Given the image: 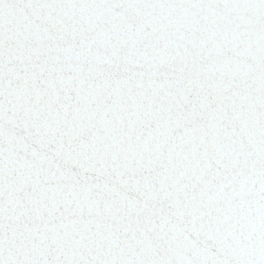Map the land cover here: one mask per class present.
Listing matches in <instances>:
<instances>
[{"label": "water", "instance_id": "water-1", "mask_svg": "<svg viewBox=\"0 0 264 264\" xmlns=\"http://www.w3.org/2000/svg\"><path fill=\"white\" fill-rule=\"evenodd\" d=\"M0 264H264V0H0Z\"/></svg>", "mask_w": 264, "mask_h": 264}]
</instances>
